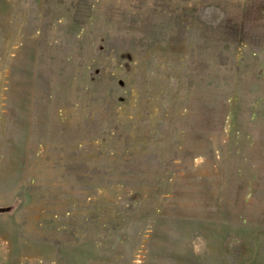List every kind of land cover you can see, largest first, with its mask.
Wrapping results in <instances>:
<instances>
[{
  "label": "rangeland",
  "instance_id": "obj_1",
  "mask_svg": "<svg viewBox=\"0 0 264 264\" xmlns=\"http://www.w3.org/2000/svg\"><path fill=\"white\" fill-rule=\"evenodd\" d=\"M0 264H264V0H0Z\"/></svg>",
  "mask_w": 264,
  "mask_h": 264
}]
</instances>
